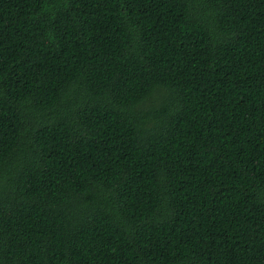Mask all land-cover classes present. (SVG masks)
<instances>
[{
	"label": "trees",
	"instance_id": "16d2710c",
	"mask_svg": "<svg viewBox=\"0 0 264 264\" xmlns=\"http://www.w3.org/2000/svg\"><path fill=\"white\" fill-rule=\"evenodd\" d=\"M0 264H264V0H0Z\"/></svg>",
	"mask_w": 264,
	"mask_h": 264
}]
</instances>
